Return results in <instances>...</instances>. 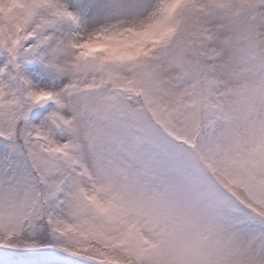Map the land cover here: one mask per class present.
<instances>
[{"label":"rangeland","instance_id":"rangeland-1","mask_svg":"<svg viewBox=\"0 0 264 264\" xmlns=\"http://www.w3.org/2000/svg\"><path fill=\"white\" fill-rule=\"evenodd\" d=\"M6 235L0 264H264V0H0Z\"/></svg>","mask_w":264,"mask_h":264},{"label":"bare ground","instance_id":"bare-ground-1","mask_svg":"<svg viewBox=\"0 0 264 264\" xmlns=\"http://www.w3.org/2000/svg\"><path fill=\"white\" fill-rule=\"evenodd\" d=\"M99 22V23H98ZM98 22H90L89 23V25H88V28H87V31L89 32V34H93V33H97V31H99V28H100V26H99V24H100V21H98ZM96 24V27H93V25H95ZM94 29H96L94 32H93V30ZM34 88V87H33ZM52 90H54V91H57L58 93H60V86L58 85V86H53V87H50Z\"/></svg>","mask_w":264,"mask_h":264},{"label":"trees","instance_id":"trees-1","mask_svg":"<svg viewBox=\"0 0 264 264\" xmlns=\"http://www.w3.org/2000/svg\"><path fill=\"white\" fill-rule=\"evenodd\" d=\"M221 180L223 179V177L221 176L220 177ZM223 181V180H222ZM234 183V182H233ZM233 186V185H232ZM14 238H17L15 237L14 235H11V236H4L2 239H0V245H5V246H11L13 241L15 240ZM25 241V240H24Z\"/></svg>","mask_w":264,"mask_h":264}]
</instances>
